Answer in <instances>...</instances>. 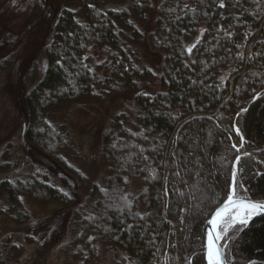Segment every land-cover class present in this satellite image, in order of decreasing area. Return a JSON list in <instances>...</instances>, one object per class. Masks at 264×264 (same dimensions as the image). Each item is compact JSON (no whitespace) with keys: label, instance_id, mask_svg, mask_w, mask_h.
<instances>
[{"label":"trees","instance_id":"obj_1","mask_svg":"<svg viewBox=\"0 0 264 264\" xmlns=\"http://www.w3.org/2000/svg\"><path fill=\"white\" fill-rule=\"evenodd\" d=\"M60 1L78 10L65 7L59 15L44 75L23 103L25 140L64 186L36 175L4 179L0 214L8 212L2 198L23 220L24 196L74 201L70 184L84 174L64 156L65 129L48 114L154 77L124 40V27L132 43L146 40L163 54L160 88L138 91L135 113H115L104 131L107 176L93 185L91 206L75 214L71 255L96 264L116 247L124 253L119 264H207V220L230 192L242 135L241 151L250 155L241 156L237 186L264 200V0H164L152 27V0L121 7L113 4L122 0ZM104 46L113 50L100 75L86 53ZM223 240L229 264H264V213Z\"/></svg>","mask_w":264,"mask_h":264},{"label":"rangeland","instance_id":"obj_2","mask_svg":"<svg viewBox=\"0 0 264 264\" xmlns=\"http://www.w3.org/2000/svg\"><path fill=\"white\" fill-rule=\"evenodd\" d=\"M163 1L152 0L154 9L150 27ZM129 2L122 0L113 6H125ZM65 7L78 10L75 5H65L60 0H0V182L7 178L36 175L64 186L50 163L25 140L28 121L23 100L44 75L45 47L51 41L55 23ZM122 28L124 40L136 50L138 63L150 66L154 77L137 79V86H124L104 98L79 99L49 112L48 120L65 129L69 147L64 156L84 177L82 181L71 182L74 201L69 205L43 204L24 196L22 207L28 213L27 220L18 218V212L11 210L7 199L2 198L8 212L0 214V263H81V259L70 252L75 236L74 218L78 211L91 206L93 185L103 183L107 176L108 165L102 153L104 131L115 113H135L134 97L138 91L153 93L160 88L163 54L153 50L146 40L132 43L131 33ZM112 50L110 46L92 47L86 53L89 65L98 74L103 75V66L109 61ZM242 152L248 153L245 149ZM237 195L244 196L241 186H237ZM221 235L224 236L222 229ZM221 240L225 247L227 241ZM123 256L119 248L107 247L96 264H119Z\"/></svg>","mask_w":264,"mask_h":264},{"label":"snow or ice","instance_id":"obj_3","mask_svg":"<svg viewBox=\"0 0 264 264\" xmlns=\"http://www.w3.org/2000/svg\"><path fill=\"white\" fill-rule=\"evenodd\" d=\"M191 51V49H188ZM243 111V110H242ZM239 135V129H236ZM243 139V137H241ZM242 146V145H241ZM236 148V145H232ZM239 151V149H237ZM244 156L250 155L245 152ZM241 161V156H236V164ZM198 175V173H197ZM232 185L230 192L227 195V199L224 200L223 204L217 207L215 213L211 216V219L207 220L208 228L207 232V259L208 264H225V253L217 245V242L222 238L226 237L229 229L236 226L246 227L250 221L259 214L264 213V202H254L251 200H244L236 198V187H237V172L235 164L233 165L232 171ZM221 229L224 236L221 235ZM89 239H93L90 237ZM227 245H225L226 247Z\"/></svg>","mask_w":264,"mask_h":264},{"label":"water","instance_id":"obj_4","mask_svg":"<svg viewBox=\"0 0 264 264\" xmlns=\"http://www.w3.org/2000/svg\"><path fill=\"white\" fill-rule=\"evenodd\" d=\"M238 128V127H237ZM236 128V129H237ZM239 129V128H238ZM239 132H241V130L239 129ZM242 137H243V144H244V136L242 135ZM243 144H242V146H240V147H238V149H239V151H240V153H239V156H242L244 153L241 151V149L243 148ZM237 166H239V164H236V162H235V167H237ZM236 180H237V177H236ZM236 198H239V199H244V200H251V201H254V202H264V200H257V199H252V198H248V197H246V196H238L237 195V187H236ZM227 199V198H226ZM223 204V203H222ZM221 204V205H222ZM220 205V206H221ZM216 211V210H215ZM215 211L213 212V214L215 213ZM212 214V215H213ZM263 214V213H262ZM259 215H261V214H259ZM259 215H256L252 220H254L256 217H258ZM209 219H211V217L209 218ZM252 220L250 221V223L252 222ZM249 223V224H250ZM248 224V225H249ZM210 226L209 225H207V230H206V248H205V254H206V263L208 264V259H207V243H208V238H207V232H208V228H209ZM217 245L221 248V250L225 253V264H229V262H228V259H227V257H226V251H225V247L222 245V240H220V241H218L217 242Z\"/></svg>","mask_w":264,"mask_h":264},{"label":"bare ground","instance_id":"obj_5","mask_svg":"<svg viewBox=\"0 0 264 264\" xmlns=\"http://www.w3.org/2000/svg\"><path fill=\"white\" fill-rule=\"evenodd\" d=\"M237 169H238V168L236 167V172L238 173Z\"/></svg>","mask_w":264,"mask_h":264}]
</instances>
